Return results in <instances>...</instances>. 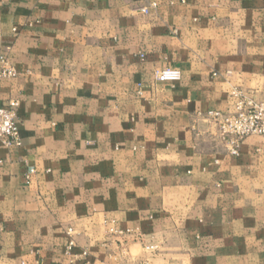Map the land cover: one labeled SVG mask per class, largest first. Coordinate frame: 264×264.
<instances>
[{
	"label": "crops",
	"instance_id": "crops-1",
	"mask_svg": "<svg viewBox=\"0 0 264 264\" xmlns=\"http://www.w3.org/2000/svg\"><path fill=\"white\" fill-rule=\"evenodd\" d=\"M153 1L0 0V264H264V138L208 115L264 102V0Z\"/></svg>",
	"mask_w": 264,
	"mask_h": 264
},
{
	"label": "built area",
	"instance_id": "built-area-1",
	"mask_svg": "<svg viewBox=\"0 0 264 264\" xmlns=\"http://www.w3.org/2000/svg\"><path fill=\"white\" fill-rule=\"evenodd\" d=\"M157 0L150 4V8L157 7ZM149 8H142L141 12L147 14ZM14 30V29H13ZM16 72L10 68L0 69V80L13 78ZM155 79L160 83H175L180 81L181 72L175 68H164L156 70ZM232 110L228 113L218 111L210 112L209 118L214 125L217 135L223 142L227 153L230 156H237L242 141L249 136L256 135L264 138V102H255L246 97L239 90L230 93ZM16 102H9L5 107H0V143L7 148H18L21 146V139L18 129ZM30 171L26 176L28 181ZM71 230H68L70 234ZM73 245L71 241L68 249ZM153 249V247H149ZM139 264H150L142 261Z\"/></svg>",
	"mask_w": 264,
	"mask_h": 264
}]
</instances>
